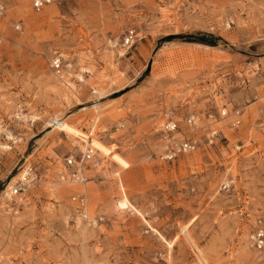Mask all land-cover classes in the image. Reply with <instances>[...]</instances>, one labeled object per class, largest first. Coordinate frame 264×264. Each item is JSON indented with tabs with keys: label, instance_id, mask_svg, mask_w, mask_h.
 Masks as SVG:
<instances>
[{
	"label": "rangeland",
	"instance_id": "obj_1",
	"mask_svg": "<svg viewBox=\"0 0 264 264\" xmlns=\"http://www.w3.org/2000/svg\"><path fill=\"white\" fill-rule=\"evenodd\" d=\"M169 119L196 147L164 160ZM260 215L264 0H0V264H264Z\"/></svg>",
	"mask_w": 264,
	"mask_h": 264
},
{
	"label": "built area",
	"instance_id": "obj_2",
	"mask_svg": "<svg viewBox=\"0 0 264 264\" xmlns=\"http://www.w3.org/2000/svg\"><path fill=\"white\" fill-rule=\"evenodd\" d=\"M29 1L33 9L39 11L45 6L52 3L54 0ZM135 38V29L128 28L123 34L121 46L125 48L130 47L134 43ZM63 61V57L60 53L54 54L50 60V66L53 71L60 72L64 64ZM17 117H20L19 114L17 115ZM185 120L186 123L190 125L195 124V117L193 114L188 116ZM177 129L178 124L173 119H169L166 123H164L162 131L164 132V138L166 139V141L163 144V150L160 154L161 159L173 160L179 154L189 152L196 147V142L193 139H179L178 137H174V134L177 132ZM95 153V147L89 144L88 146H86L85 150L81 151L79 156H75L74 154L66 155L64 157V166L66 167L67 171L66 174H63L61 177L64 179L65 175H67L72 182L84 183L87 180V176H85L84 169H82V166H84L87 161L94 156ZM25 179H20L13 186V188L10 189L9 193L4 192V196L7 197V199H10L19 190H22L26 183ZM231 183V179L225 180L223 183L224 188L230 187ZM70 199L76 204V211L79 213V215L82 216L84 221H86L87 223L96 225L98 219H101V217L96 218L95 216H89L87 214L86 196L84 193L74 192L70 195ZM14 212H16V209H14ZM248 237L251 247L259 251H264V216L260 215L256 217L254 225L250 230Z\"/></svg>",
	"mask_w": 264,
	"mask_h": 264
},
{
	"label": "bare ground",
	"instance_id": "obj_3",
	"mask_svg": "<svg viewBox=\"0 0 264 264\" xmlns=\"http://www.w3.org/2000/svg\"><path fill=\"white\" fill-rule=\"evenodd\" d=\"M112 46H114V44L112 43ZM119 52V54H122L123 52L121 51V49L118 51ZM122 52V53H121ZM66 65H70V63H67ZM55 72V71H54ZM55 73H60V72H55ZM81 74L80 73H78V77L79 78H81ZM53 80V79H52ZM53 81H55L61 88H62V92L63 93H65V96L66 95H68V93H70V92H73L74 91V89H73V87L71 86V84L69 83V81L67 80V78L64 76V75H58L57 76V78L55 79V80H53ZM61 90V89H60ZM96 92V91H95ZM99 95V98H100V94H98ZM18 115V114H17ZM90 145H92V144H90ZM93 146V145H92ZM82 169H83V166H82ZM27 172V171H26ZM21 174V173H20ZM24 175H26V174H24ZM62 176V175H61ZM62 178V177H61ZM25 179V178H24ZM9 185V184H8ZM13 188V186H7V188H6V190L7 189H12ZM5 190V191H6ZM10 191V190H9ZM87 214L89 215V213L87 212ZM248 245L250 246V242L248 241ZM250 248H251V246H250Z\"/></svg>",
	"mask_w": 264,
	"mask_h": 264
},
{
	"label": "trees",
	"instance_id": "obj_4",
	"mask_svg": "<svg viewBox=\"0 0 264 264\" xmlns=\"http://www.w3.org/2000/svg\"><path fill=\"white\" fill-rule=\"evenodd\" d=\"M199 40L203 41V42H206V43H210L212 45H214L213 42H209L208 40H206L205 38H199Z\"/></svg>",
	"mask_w": 264,
	"mask_h": 264
}]
</instances>
